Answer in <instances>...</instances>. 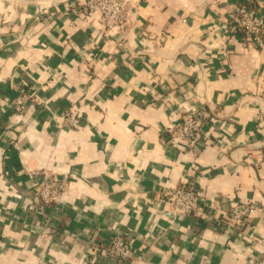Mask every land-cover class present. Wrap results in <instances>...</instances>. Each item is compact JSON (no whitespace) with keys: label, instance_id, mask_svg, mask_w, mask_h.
I'll return each mask as SVG.
<instances>
[{"label":"crops","instance_id":"1","mask_svg":"<svg viewBox=\"0 0 264 264\" xmlns=\"http://www.w3.org/2000/svg\"><path fill=\"white\" fill-rule=\"evenodd\" d=\"M124 1L122 36L85 15V0H0V264H256L264 45L247 51L226 27L235 0ZM252 8L264 18V0ZM21 91L29 99L13 113L4 104ZM200 108L205 146L186 148L171 123ZM44 174L66 181L48 203ZM185 183L200 214L161 200ZM237 203L255 210L231 222ZM117 234L127 261L91 247Z\"/></svg>","mask_w":264,"mask_h":264},{"label":"built area","instance_id":"2","mask_svg":"<svg viewBox=\"0 0 264 264\" xmlns=\"http://www.w3.org/2000/svg\"><path fill=\"white\" fill-rule=\"evenodd\" d=\"M128 3L126 4L124 0H85L83 10L87 16L96 14L106 32L115 29L124 36L129 32L132 20L133 7H129ZM225 25L228 30H235L241 34L243 49L258 50L264 45V18L254 12L252 0H235ZM29 96L27 92L21 91L16 96L8 98L4 107L13 113H22ZM206 116L205 110L200 108L173 121L171 127L173 132H176V139L183 141L186 148H192L197 141L200 142L198 136ZM61 121L63 125L72 129H77L80 125L75 116L67 113L61 116ZM201 144L205 146L204 143ZM40 180L37 193L42 203L51 202L66 188V181L54 175L44 174ZM160 192L161 200L169 205L175 215L200 214L203 211L200 193L191 183L164 187ZM253 210L255 206L252 203H237L231 207L227 217L231 222H240ZM91 247L105 260L124 262L129 258L128 241L118 234L106 241L95 242ZM256 264H264V251L258 254Z\"/></svg>","mask_w":264,"mask_h":264},{"label":"trees","instance_id":"3","mask_svg":"<svg viewBox=\"0 0 264 264\" xmlns=\"http://www.w3.org/2000/svg\"><path fill=\"white\" fill-rule=\"evenodd\" d=\"M233 32H236L235 30H232ZM240 34V33H239ZM241 35V34H240Z\"/></svg>","mask_w":264,"mask_h":264}]
</instances>
